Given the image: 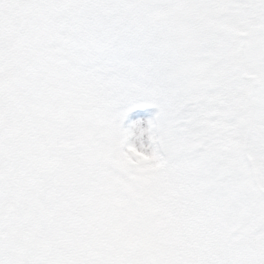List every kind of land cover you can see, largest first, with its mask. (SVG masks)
<instances>
[{"label": "snow or ice", "instance_id": "snow-or-ice-1", "mask_svg": "<svg viewBox=\"0 0 264 264\" xmlns=\"http://www.w3.org/2000/svg\"><path fill=\"white\" fill-rule=\"evenodd\" d=\"M0 264H264V0H0Z\"/></svg>", "mask_w": 264, "mask_h": 264}]
</instances>
